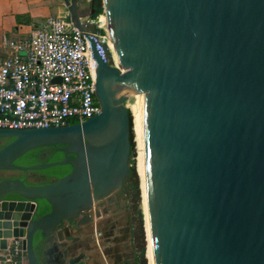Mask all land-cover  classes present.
Instances as JSON below:
<instances>
[{
    "label": "water",
    "instance_id": "water-1",
    "mask_svg": "<svg viewBox=\"0 0 264 264\" xmlns=\"http://www.w3.org/2000/svg\"><path fill=\"white\" fill-rule=\"evenodd\" d=\"M65 2L89 43L100 112L63 127L0 129V140L12 139L0 172L71 168L44 184L0 180V252L21 240L26 264H41L37 232L89 224L93 205L123 188L124 103L137 93L153 264H264V0H102L119 67L76 0ZM44 146L63 158L14 163ZM41 200L49 212L36 218ZM62 254L63 264L84 256Z\"/></svg>",
    "mask_w": 264,
    "mask_h": 264
},
{
    "label": "built area",
    "instance_id": "built-area-1",
    "mask_svg": "<svg viewBox=\"0 0 264 264\" xmlns=\"http://www.w3.org/2000/svg\"><path fill=\"white\" fill-rule=\"evenodd\" d=\"M1 46L0 129L63 127L99 114L95 63L70 17L50 16L27 38L3 40ZM20 258L23 251L16 243L1 263Z\"/></svg>",
    "mask_w": 264,
    "mask_h": 264
},
{
    "label": "rangeland",
    "instance_id": "rangeland-1",
    "mask_svg": "<svg viewBox=\"0 0 264 264\" xmlns=\"http://www.w3.org/2000/svg\"><path fill=\"white\" fill-rule=\"evenodd\" d=\"M76 5L82 21H90L91 13L94 10V0H76ZM90 22H92L95 27L99 26V30L104 32L105 38L103 39V43L107 44L110 37L109 34L100 27L99 16ZM133 101L134 98H130L124 104L128 106L127 108L129 109ZM130 115L132 118L133 132V117L131 111ZM134 139L135 135L133 132L132 141L134 150L132 151L129 162L130 168L134 165L136 169L137 190L135 187L133 188V182L127 177L121 190L113 192L110 196L93 205L90 211V223L76 229V238H79L78 244L71 245L70 232L74 225L72 221L70 226L71 231L69 230L66 232L63 241L59 245V248L67 250L69 257L84 254L78 264H140L138 260V248L141 237V226L143 228L146 248L144 258L146 264H149V258L147 256L146 216L140 176L137 172V149ZM0 144H2V141H0ZM131 162L133 163L131 164ZM18 175H20V173L11 171L1 172L0 178L16 177ZM39 178L40 175L34 172L26 176V180L29 183H39L41 182ZM23 261L25 264L26 259L23 258Z\"/></svg>",
    "mask_w": 264,
    "mask_h": 264
},
{
    "label": "crops",
    "instance_id": "crops-1",
    "mask_svg": "<svg viewBox=\"0 0 264 264\" xmlns=\"http://www.w3.org/2000/svg\"><path fill=\"white\" fill-rule=\"evenodd\" d=\"M50 16L69 19L70 12L65 0H0V56L5 53L1 46L3 40L27 38L35 28L42 26L46 18ZM39 179L43 181L45 178L40 176ZM33 184H41V182ZM62 241L63 235L55 233L47 243L49 257L53 259V264L65 262L62 256L64 248H59ZM16 243L21 245V240L7 239L8 250L0 252V264H2V258L11 252ZM23 262V259L20 258L11 264H24Z\"/></svg>",
    "mask_w": 264,
    "mask_h": 264
},
{
    "label": "trees",
    "instance_id": "trees-1",
    "mask_svg": "<svg viewBox=\"0 0 264 264\" xmlns=\"http://www.w3.org/2000/svg\"><path fill=\"white\" fill-rule=\"evenodd\" d=\"M102 0H94V10L91 13V20L96 19L98 16H100L103 13V6H102ZM100 37L101 38H105V34L104 32H100ZM129 120H130V143H131V154L132 151L134 150V144H133V132H132V118L130 116L129 113ZM75 122L71 123L74 124ZM12 139H8V140H4L1 139L0 141H2L3 143L0 145V148L3 147L5 144H7L9 141H11ZM62 145H57L55 147H61ZM55 147H51V146H44V147H39L35 150H32L30 152H27L25 154V159H26V163L25 165L28 166H32V165H37V164H43V163H50V162H55V161H59L63 158V154L61 152H56L54 149ZM131 157V155H130ZM133 162H131L132 164ZM130 164V162H129ZM71 168L68 165H62V166H56V167H52V168H48V169H44L35 173H42V174H46L47 176H49L50 178H61L65 175H67L70 172ZM129 179L133 185V188L135 187L137 190V173H136V169L135 166H131V168L129 169ZM1 180V179H0ZM49 212V206L48 204L41 200L39 201V208L36 214V218L45 215L46 213ZM140 241H139V248H138V260L140 262V264H146L144 255L146 252V248H145V241H144V233H143V228L141 226V230H140ZM43 238L40 236L39 232L36 233L35 235V239H34V248L35 251L37 252V245L38 243L42 240ZM26 264V262H25Z\"/></svg>",
    "mask_w": 264,
    "mask_h": 264
},
{
    "label": "bare ground",
    "instance_id": "bare-ground-1",
    "mask_svg": "<svg viewBox=\"0 0 264 264\" xmlns=\"http://www.w3.org/2000/svg\"><path fill=\"white\" fill-rule=\"evenodd\" d=\"M105 13V14H104ZM103 14L99 16L100 20V27L104 29L109 34V40L106 44L108 47L111 56H112V62L114 66L119 67V60H118V53L117 48L114 41L112 26H111V20L109 18L107 10H105ZM90 30V29H89ZM96 65L93 64V74H95ZM134 101L129 106V109L131 111L132 117H133V132L135 135V143H136V149H137V172L140 176V182H141V189H142V195H143V204H144V211L146 216V235H147V256L149 258V264H153V257H152V249H151V239H150V230H149V221H148V212H147V204H146V195H145V187H144V179H143V160H142V148H141V138H140V129H139V117H138V105H137V99L138 95L135 93L134 95ZM128 107V106H126ZM131 116V115H130ZM69 256V255H67ZM64 258V256H63ZM66 261L67 259L64 258Z\"/></svg>",
    "mask_w": 264,
    "mask_h": 264
},
{
    "label": "flooded vegetation",
    "instance_id": "flooded-vegetation-1",
    "mask_svg": "<svg viewBox=\"0 0 264 264\" xmlns=\"http://www.w3.org/2000/svg\"><path fill=\"white\" fill-rule=\"evenodd\" d=\"M3 143V142H2ZM1 145V144H0ZM66 145H62L61 147H65ZM15 164H17V165H20V166H28V165H25V163H26V159H25V155H23L21 158H19L18 160H16L15 162H14ZM17 173H20V175H18V176H16V177H4V178H20V179H22V180H24L25 181V183H27V184H33V183H29L27 180H26V176L28 175V174H30V173H32V172H30V173H28V174H24V173H22V172H17ZM35 173V172H34ZM36 174H39L40 176H42V177H44L45 179L43 180V181H41V184H44V183H48V182H50L52 179H54V178H50L49 176H47L46 174H42V173H36ZM4 178H0V179H4ZM40 183V182H39ZM72 221L73 220H71L70 222H68L67 224H63L62 226H61V234L63 235V237H65V235H66V232L67 231H69L70 229H71V223H72ZM73 224L75 225V222L73 221ZM72 226L73 227V229H71L70 231V235H71V239H70V241H71V245H76V244H78V242H79V238H76L77 236V233H76V229L77 228H80L79 226ZM86 225H88V224H86ZM75 227V228H74ZM49 240H50V238H43L39 243H38V245H37V257H38V259H39V261H40V263H48V264H53V259L51 258V257H49V250H48V248H47V243L49 242ZM62 256H63V254H62ZM77 256V255H76ZM75 257V256H74ZM70 258H73V257H70Z\"/></svg>",
    "mask_w": 264,
    "mask_h": 264
}]
</instances>
